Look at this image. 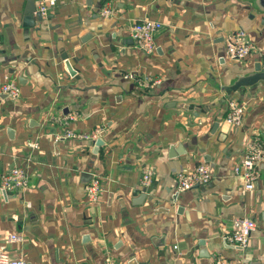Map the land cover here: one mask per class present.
I'll use <instances>...</instances> for the list:
<instances>
[{"label":"crops","instance_id":"1","mask_svg":"<svg viewBox=\"0 0 264 264\" xmlns=\"http://www.w3.org/2000/svg\"><path fill=\"white\" fill-rule=\"evenodd\" d=\"M42 3L0 0V86L21 89L0 95V175L21 166L30 180L0 188V246L28 264H264V161L253 190L234 172L250 140L264 141V81L221 88L264 66V13L252 0H57L27 25L26 7ZM145 18L163 24L152 53L132 41ZM239 30L253 49L233 59L226 38ZM233 100L245 105L238 126L226 121ZM201 163L211 180L179 191L177 175ZM242 217L257 223L248 246H227Z\"/></svg>","mask_w":264,"mask_h":264},{"label":"built area","instance_id":"2","mask_svg":"<svg viewBox=\"0 0 264 264\" xmlns=\"http://www.w3.org/2000/svg\"><path fill=\"white\" fill-rule=\"evenodd\" d=\"M57 0H43L39 7L42 14H46L50 7L55 6ZM113 13L111 7H103L101 15L109 16ZM163 27L162 22L154 19L145 18L135 22L131 26L132 38L135 45L147 53H152L156 49L155 36ZM228 44V55L233 59H244L252 52V42L244 30H239L230 34L226 38ZM1 46V41H0ZM129 77L136 78V75L129 74ZM0 95H5L13 101L21 97V89L17 82L9 78L0 86ZM245 113V105L235 100L230 102V111L226 121L233 125H241ZM73 131L68 130L63 137H72ZM96 135V134H95ZM37 141H30L32 148L38 146ZM264 161V141L260 136H254L246 147V151L240 162L235 166L234 172L241 177L248 190L255 189L256 182L260 176V164ZM154 170L147 168L144 170L142 182L149 186L153 181ZM212 178L211 168L207 164H199L191 172H180L177 175L179 191L191 189L199 184L207 183ZM30 187V180L25 168L21 166H12L0 175V188L5 191H23ZM102 191V182L99 177H95L87 185V194L91 201H96ZM235 230L223 236L227 246L234 248H246L249 244L252 232L257 228V223L250 217L234 219ZM20 236L13 234L11 241ZM177 247V246H175ZM0 264H28L26 259L12 258L5 246H0ZM217 264H227L223 258L217 259Z\"/></svg>","mask_w":264,"mask_h":264},{"label":"water","instance_id":"3","mask_svg":"<svg viewBox=\"0 0 264 264\" xmlns=\"http://www.w3.org/2000/svg\"><path fill=\"white\" fill-rule=\"evenodd\" d=\"M252 1L255 3L256 8L264 13V0H252ZM42 18L43 15L40 11H37L36 5H33L32 7H26L24 19L26 20L25 23L27 25L29 26L35 25V22ZM62 58L63 60H65L69 72L75 75L72 61L70 59V55L68 54V52H64V54H62ZM261 81H264V66L262 61H257L254 65V70L252 72L238 76V78L235 79L233 83L229 85H224L221 88L227 94H231L232 92L237 91L243 87L253 86ZM103 143L104 141L102 138L97 140L95 152H97V149ZM178 153H181L179 146H173L171 148V154L175 155ZM82 176L83 178L86 179V182L92 178V174L88 172H83ZM144 193L146 195V189H144Z\"/></svg>","mask_w":264,"mask_h":264}]
</instances>
